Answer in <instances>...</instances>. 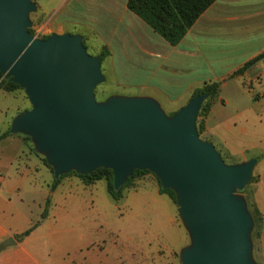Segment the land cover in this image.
Instances as JSON below:
<instances>
[{
  "label": "rangeland",
  "instance_id": "rangeland-1",
  "mask_svg": "<svg viewBox=\"0 0 264 264\" xmlns=\"http://www.w3.org/2000/svg\"><path fill=\"white\" fill-rule=\"evenodd\" d=\"M34 1L38 8L30 17L37 37L54 32L79 33L88 36L85 40L88 52L98 54L96 50L101 41L89 26V17L95 18L93 0ZM232 26L206 29L204 35L197 36L201 41L199 48L196 44L185 45L188 48L185 50L194 53L182 59L171 55L169 49L153 55L139 52L136 42L125 43L123 52L112 51L102 61L106 82L99 86V92L101 96L103 93L150 96L170 114L184 106L194 88L201 87L204 81L221 84L219 97L214 99L207 118L211 135L208 137L203 131L200 137L212 142L226 163L258 159L254 177L258 181L261 172L263 179L257 193L256 182H251L243 194L251 213L256 216L257 209L262 217L261 223L254 225L252 240L254 258L258 264H264V60L254 69L261 75L232 76L234 70L264 49V27ZM150 31L155 35V44L163 43L173 49L162 36ZM174 78L181 83L191 78L197 81L191 90L176 91L171 86L176 84ZM97 98L101 99L99 95ZM28 108L30 102L23 89L9 92L0 88V135L8 132L13 118ZM201 121L202 117L198 116L197 124ZM18 136L26 143L24 151L32 155L22 154L9 170L0 171L5 178L0 207H18L17 211L30 214L37 223L42 221L39 207H46V199L51 197L49 207H70L68 210H73L75 216V222L52 221L35 230L28 248L39 252L44 264H180L179 252L190 239L183 226L180 232L170 227L168 220L175 214L182 225L178 206L169 195L158 194L159 183L154 174L134 179V185L140 182V186L119 202L110 198L104 180L85 186L81 182L84 180L74 173L64 176L53 193H47L46 185L53 183V173L45 164L34 167L39 158L34 154L31 139L22 134ZM221 145L229 152H223ZM241 153L246 155L245 160H241ZM23 169L26 174L22 173ZM31 183L37 185L36 191L31 189ZM64 228L70 232L57 233V229Z\"/></svg>",
  "mask_w": 264,
  "mask_h": 264
},
{
  "label": "water",
  "instance_id": "water-1",
  "mask_svg": "<svg viewBox=\"0 0 264 264\" xmlns=\"http://www.w3.org/2000/svg\"><path fill=\"white\" fill-rule=\"evenodd\" d=\"M37 8L34 0H0V71L30 102L8 132L28 136L55 179L103 167L112 170L119 191L135 170L153 173L174 191L190 239L180 264H258L255 222L243 194L258 159L226 163L200 137L197 119L209 94H195L173 115L150 96L99 100L96 89L106 82L101 57L88 52L82 34H32Z\"/></svg>",
  "mask_w": 264,
  "mask_h": 264
},
{
  "label": "crops",
  "instance_id": "crops-1",
  "mask_svg": "<svg viewBox=\"0 0 264 264\" xmlns=\"http://www.w3.org/2000/svg\"><path fill=\"white\" fill-rule=\"evenodd\" d=\"M93 1L95 4V11H94L95 18L93 19L92 17L91 18L89 17L90 20L89 26L90 29H94L95 34L99 37L101 41L100 47L96 50L97 53L102 51L103 47H107V49H109L110 51V54L113 53L112 51L123 52L125 43L129 44L136 42L137 44L136 46L138 50H140L139 52L142 53L148 52L155 55L157 52H160L162 49H165L166 51L167 49H169L168 51L170 52L171 55L174 54L176 55L177 58L182 59V57L191 56L192 55L191 53H194V52H190L189 50H185L188 49L186 48V46L190 44L193 45L196 44L199 48L201 41L197 40V36L204 35V32H206L209 29L214 30L221 27L222 28L230 27L234 24L240 26H252L254 28L258 26L264 27V0H216L198 18L196 23L192 26V28H190V30L187 32L185 37L180 41V43L178 44L179 46L178 47L173 46V49H171L169 45H163V43L155 44V38H154L155 35L150 31V29L151 30L153 29L149 27L141 19L145 24L142 23L139 19H137L138 16L132 13L128 9L127 0H93ZM92 12L93 11H91L90 13L92 14ZM232 27H236V26H232ZM153 32L155 31L153 30ZM56 33H60V32H56ZM87 37H84V39L87 40ZM89 37H92L91 33L89 34ZM133 49L136 50L135 47ZM263 51L264 49L257 51L249 59H251L252 57L258 55ZM263 60L264 58L260 60L258 63H256L254 66L249 68L244 74L252 75L253 73H255L254 77H256V75L258 74L261 75V72H256L254 69L261 62H263ZM179 69H182V67H179ZM174 80L176 86L175 85H171V86H173L172 89H176V91L179 90L182 91L183 89L191 90L193 89L192 87L195 84L194 82L197 81L194 78L189 79L185 83L184 82L181 83L179 80L175 78ZM195 89L197 88H194V90ZM211 111L209 112L208 116L211 114ZM208 116L205 119V127H206L205 132L209 137L211 133L207 126ZM0 144H2L0 145V171L4 169L9 170L12 167V165L16 163L15 161H17V159L22 154L25 156L32 155V153L30 154L24 151V149H26V145H25L26 143L24 142L23 139L19 138L18 134L11 135L1 139ZM221 148L223 152H229L226 146H222ZM34 154L39 158L38 161L39 163L34 164V167L37 168L40 166V164H45L40 156H38L36 153ZM241 154L243 155V159L241 160H245L246 155L244 153ZM47 168L49 167L47 166ZM49 170L51 171L50 168ZM25 172L26 170L23 169L22 173L26 174ZM262 179H263L262 173L260 172L259 181L256 182L255 185L256 193ZM81 182L85 186H91L94 185L97 181L92 184H85L82 180ZM4 184H5V178L0 175V193L3 191L2 186ZM50 186L51 183H47L46 185L47 193L50 192ZM139 186H140V182H137L133 187L126 189L125 196L123 199L128 198L129 194L135 192ZM37 188L38 187L35 183H31V189L33 191H36ZM106 190H107V183H106ZM160 193L161 192L158 187V194ZM256 193H255V199L256 201H258L256 197ZM110 198L112 199L111 196ZM112 200L114 202H117L114 199ZM44 208L45 207H39V209L42 210V213L44 211ZM68 208L70 207H49L47 216L42 218V221L40 220L37 223H34L32 218L30 217V214H25L21 211H17L18 207H0V218L3 219L0 220V264H44L40 259L41 254H39V252L32 250L31 248H28V246L30 247L29 240H31V237L34 234L35 230L38 227L44 226L47 222L51 224L52 221H55V223L65 224L66 220H70V219L75 222L74 212L73 210H68ZM13 211L14 212L17 211V214H11ZM168 222L170 227L175 232H180L179 231L181 228L180 226L183 225H181L178 222V217L176 214L174 216H171ZM33 225L36 226L28 236H26L23 239L18 238V235H20L22 232L29 229ZM19 226L20 228H18ZM63 232L69 233L70 230H67V228L62 229L61 231L57 229V233H63ZM178 236L180 237V239L183 238V236L181 234L179 235V233ZM10 238H13L16 241L15 244L5 245L4 243Z\"/></svg>",
  "mask_w": 264,
  "mask_h": 264
},
{
  "label": "trees",
  "instance_id": "trees-1",
  "mask_svg": "<svg viewBox=\"0 0 264 264\" xmlns=\"http://www.w3.org/2000/svg\"><path fill=\"white\" fill-rule=\"evenodd\" d=\"M216 0H127L128 9L137 15L140 19H142L149 27H151L156 33L162 36L170 45L176 46L180 43V41L185 37L187 32L192 28V26L196 23L198 18L215 2ZM29 31L34 34L33 28H30ZM49 35H45L40 37L41 39H46ZM86 39H84V45L87 46ZM87 48V47H86ZM101 57V61H104L105 58L110 55L109 49L107 47H103V50L96 54ZM264 58V51L259 53L258 55L252 57L247 60L242 66L234 70L232 76L243 75L249 68L254 66L260 60ZM221 84L218 81H205L201 87L195 89L191 98L197 93H208L209 97L205 100L199 117H202V121L198 122L197 128L199 134L205 131V119L211 111L212 104L215 98L219 97ZM0 88H3L9 92L22 89L18 84L14 83L9 77L5 78V75L0 71ZM101 87L96 89V94L100 96V100H104L108 97V95L102 94L99 92ZM176 112V111H175ZM175 112L170 113L169 115H173ZM198 121V119H197ZM11 135L9 132H5L0 135V140L5 138L6 136ZM21 135V134H20ZM26 139H30L28 136H24ZM36 153V152H35ZM40 156L38 153H36ZM41 157V156H40ZM44 163L51 169L53 173V169L46 162V159L41 157ZM74 173L78 177L84 180L85 184H92L98 180H105L107 183V191L115 201H120L125 196V190L134 186V179L140 177L141 175L151 173L149 170H135L133 175L128 178L127 182L123 185V187L116 191L113 185V172L111 169L106 168H98L87 175L78 174L75 171H72L67 174ZM67 174L62 175L59 179H55L50 186V192H53L57 186L60 184L62 178ZM153 174V173H152ZM157 178V177H156ZM159 183V189L161 193H165L169 195V197L175 202L177 205V200L174 191L171 189H163L161 187L160 181L157 178ZM259 181V179H258ZM255 180L253 175L251 182H258ZM244 192V191H243ZM51 204V197H47L46 199V207L42 213V218L46 217L48 214V209ZM251 212V211H250ZM255 214L253 215L255 223H261L262 217L260 212L256 209ZM36 225H33L29 229L22 232L18 235L19 239H23L28 236Z\"/></svg>",
  "mask_w": 264,
  "mask_h": 264
}]
</instances>
